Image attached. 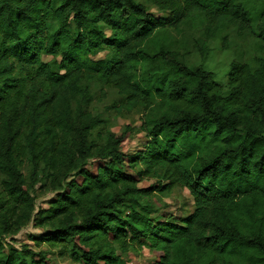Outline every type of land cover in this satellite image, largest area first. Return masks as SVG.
Returning <instances> with one entry per match:
<instances>
[{"label":"trees","instance_id":"16d2710c","mask_svg":"<svg viewBox=\"0 0 264 264\" xmlns=\"http://www.w3.org/2000/svg\"><path fill=\"white\" fill-rule=\"evenodd\" d=\"M193 15L210 39L233 26L264 45V0H0V264H53L6 245L30 223L49 227L34 243L84 264L138 244L154 264H264V54L232 61L224 82L163 42L145 48ZM93 79L118 90V112L141 110L143 150H121L131 125L93 137ZM177 185L195 208L159 221L149 200ZM37 186L56 193L46 208Z\"/></svg>","mask_w":264,"mask_h":264},{"label":"rangeland","instance_id":"374dc122","mask_svg":"<svg viewBox=\"0 0 264 264\" xmlns=\"http://www.w3.org/2000/svg\"><path fill=\"white\" fill-rule=\"evenodd\" d=\"M199 1L203 2L204 0ZM59 3L60 0H55L56 6ZM148 7L157 17L171 16L170 11L160 10L151 4H148ZM105 32L108 35L111 34V30L108 28L105 29ZM162 42L178 51L190 65H204L213 70L217 78L224 82L232 61H251L255 55L264 54L263 43L257 40L250 30L243 31L237 27L226 26L221 28L214 37L208 38L205 33L203 18L200 15L191 16L178 30L174 28L160 30L152 41L145 44V48L150 51L156 48V44L160 45ZM108 53V50H102L92 57L100 59L106 57ZM57 59L60 60V57ZM43 60L53 62L55 58L44 54ZM53 66L56 70L58 69L55 64ZM89 84L93 96L92 109L95 113H101L104 120L103 124L94 130L93 137L97 138L98 132L104 136L109 131L121 132L127 125H131L133 130L123 143L121 150L130 154L143 150L148 138L140 128L141 110L118 112L114 105L121 104L123 99L115 87L99 79H93ZM155 180V178H148L140 186H149ZM35 194L39 208L48 207L56 196L55 192L40 186H37ZM149 201L156 210L153 217L159 218V221L170 220L181 223L195 208L194 198L188 188L178 185L171 192L153 195ZM43 230H49V227L42 229L30 223L17 234L8 236L6 245L22 249L25 244H28V248L34 251L35 256L43 251L47 257L51 258L53 264H84L82 261L65 254L60 246L34 243L30 238L31 234H39ZM116 254L119 257L118 264H154L152 252L146 244L132 246L126 252L118 250Z\"/></svg>","mask_w":264,"mask_h":264}]
</instances>
